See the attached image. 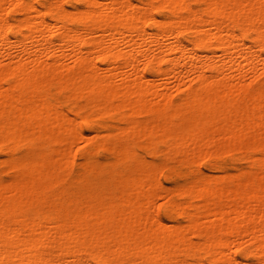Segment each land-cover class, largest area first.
<instances>
[{
	"label": "bare ground",
	"instance_id": "1",
	"mask_svg": "<svg viewBox=\"0 0 264 264\" xmlns=\"http://www.w3.org/2000/svg\"><path fill=\"white\" fill-rule=\"evenodd\" d=\"M0 264H264V0H0Z\"/></svg>",
	"mask_w": 264,
	"mask_h": 264
}]
</instances>
